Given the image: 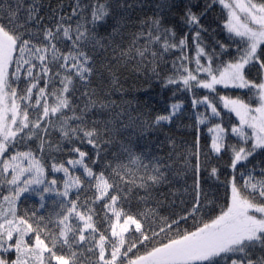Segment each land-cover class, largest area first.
Listing matches in <instances>:
<instances>
[{"label":"snow or ice","instance_id":"1","mask_svg":"<svg viewBox=\"0 0 264 264\" xmlns=\"http://www.w3.org/2000/svg\"><path fill=\"white\" fill-rule=\"evenodd\" d=\"M124 74L190 95L193 139ZM0 264H264V0H0Z\"/></svg>","mask_w":264,"mask_h":264},{"label":"trees","instance_id":"2","mask_svg":"<svg viewBox=\"0 0 264 264\" xmlns=\"http://www.w3.org/2000/svg\"><path fill=\"white\" fill-rule=\"evenodd\" d=\"M53 4L55 5L56 0H52ZM65 4L67 5L70 0H64ZM203 2V0H201ZM205 26H210L212 30L215 31V34L220 39H224V36L226 33L222 32V25H223V14L221 11L220 5H215L213 10L209 12L207 18L203 21ZM255 72L252 73L253 78H255ZM122 79L125 81L123 87L125 89L124 94L116 93L112 98L117 101V103L126 104L127 102H131L132 107H136L139 103L138 111H144V112H151L153 115H155L158 112H162L166 109L167 105L171 102L175 101H183L186 114L176 123H174L170 128L166 127L165 132L170 135L174 136L177 141L181 140H187L191 141L193 139L191 133V123L192 120L190 117L192 116V109H191V101H190V95L184 94V93H177L176 96H172V93L168 90H164L163 92L159 88L158 85L153 82V86L149 89V85L143 81V79H137L135 76H131L129 74H124L122 76ZM220 94H227L231 96L236 95H242V92L244 90H238V89H223L222 87L218 86ZM145 89H149L148 93L145 94ZM200 93L208 94V90H199ZM145 102H147V107H145ZM222 108V106H221ZM202 110V109H201ZM223 113L225 115V121L224 123L227 125L229 122L231 123H237V118L234 114L228 113L227 110H223ZM187 125V127H185ZM201 139L200 143L202 146V149L204 151L210 150V143H211V133L207 131V126L201 125ZM160 139H164V134H160ZM235 138L233 137V140ZM213 159L211 160V164L218 166L221 170L222 176L221 179H223L224 175H227L229 172V169H227L226 165L228 162V156H225L223 160H216L215 154H212ZM188 183H191V180H188ZM183 184V180H180L177 182V187H180V185ZM209 185H212V191L216 194L217 197V203L223 204L224 202V189L223 187H219L217 189L216 182L215 181H208ZM35 197H33L31 200L27 202L28 207H31L33 203L36 202ZM218 211V209H217ZM191 221L188 222L187 225H183L184 227H190Z\"/></svg>","mask_w":264,"mask_h":264},{"label":"rangeland","instance_id":"3","mask_svg":"<svg viewBox=\"0 0 264 264\" xmlns=\"http://www.w3.org/2000/svg\"><path fill=\"white\" fill-rule=\"evenodd\" d=\"M237 123H238V120H237ZM211 136H212V133H211Z\"/></svg>","mask_w":264,"mask_h":264}]
</instances>
